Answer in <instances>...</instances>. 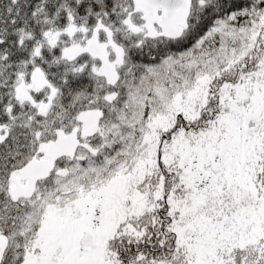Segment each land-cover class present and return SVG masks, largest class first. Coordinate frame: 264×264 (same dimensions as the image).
<instances>
[{"label":"snow or ice","instance_id":"obj_1","mask_svg":"<svg viewBox=\"0 0 264 264\" xmlns=\"http://www.w3.org/2000/svg\"><path fill=\"white\" fill-rule=\"evenodd\" d=\"M0 264H264V0H0Z\"/></svg>","mask_w":264,"mask_h":264}]
</instances>
